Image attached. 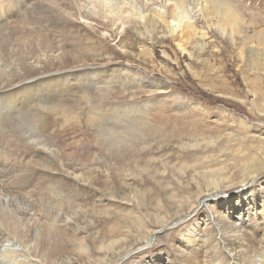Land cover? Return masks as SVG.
<instances>
[{
	"label": "rangeland",
	"instance_id": "374dc122",
	"mask_svg": "<svg viewBox=\"0 0 264 264\" xmlns=\"http://www.w3.org/2000/svg\"><path fill=\"white\" fill-rule=\"evenodd\" d=\"M98 1H79L80 10L85 14L80 23L97 25L103 42L99 47L107 50L111 59L100 68L109 70L112 75L106 74L87 91L98 92L100 89L104 97L106 92L109 93L112 102L120 101L133 107L101 114L85 109L87 104H84L83 108L74 109L70 114L72 119L67 120L53 119L52 115L47 117L42 111L44 117L37 122L36 133L30 131L35 136L32 141L23 140L17 134L9 143L8 139L6 143L0 141V171L6 170L8 164L18 170L12 176L18 181H13L12 187L10 185L0 193V264H48L51 255L47 258L43 248H37L40 236L52 232L54 226L63 229L75 222L69 217V210L77 205L76 196L81 199L84 211L77 214V226L84 227L79 237L83 235L85 238L75 244L68 242L65 250L69 252L67 258L73 260L81 256L79 260H83V264L84 259H93L94 264L99 261L105 264L106 260L109 264H179L181 252L200 247L204 252L208 251L209 256L212 250L203 239L211 233L209 227H216V221L208 209L202 213L195 210L197 223L191 219L192 214L188 216L192 215L190 218L176 217L177 220L169 221L168 218L188 200L195 199L196 194L204 192L209 186L207 183L214 181L222 188L216 192L217 197L223 200L226 196L229 204L234 206L237 201L234 198L239 193L243 195L242 202L254 209L255 219L259 218L264 201V172L260 171L264 168V49L259 47L263 45L264 48V34L261 33L264 31L261 25L264 0H218L230 7L242 25H246L247 31L243 32L248 44L242 47L239 35L235 39L238 43L233 39L230 41L219 28L217 18L205 14L207 3L216 5L217 0H100L110 6L109 10L100 6L98 9ZM118 8H121L119 14L122 16L115 14ZM172 9L175 17L180 15L174 21L168 17ZM154 13L167 16L168 23L177 28L174 33L183 24L190 25L191 44L184 50L179 48L177 41L172 42L164 23L157 27L158 42L153 41L156 36L145 24V19ZM122 18L141 23L137 36L127 33V24L122 25ZM252 22L255 26L250 24ZM65 38L69 41L62 35L61 39ZM125 45L127 48H122ZM256 46L258 51L254 48ZM145 48L150 53H143L140 58ZM143 76L167 88L149 92L151 88L142 80ZM89 117L98 122L88 125ZM29 121L31 124L27 119V123ZM149 125L155 130L151 131L144 147L153 142L150 141L152 136L157 143L160 141V145L158 150L145 155V163H142L147 167L145 172L126 157L115 160L116 164L113 159L97 156L101 151L97 146H102L109 155L115 149L137 150L142 137L138 133L144 131L145 134ZM120 139H130L131 142L124 144L128 147L119 148L116 143ZM41 142L59 152L57 163L61 167L64 168L69 161L77 168L78 188L74 196L65 193L58 178H46V173L49 174L46 169L54 170L57 165L54 155L47 158ZM32 144L35 147H31ZM33 148H39V153L35 155ZM39 156L43 158L38 160ZM19 159L23 162V171L18 167ZM112 163L116 165L111 166ZM91 168L94 170L85 172ZM254 172L257 175L262 173L255 179L250 176ZM244 176L248 178L246 183L239 184ZM126 177H130L129 184H124ZM233 183L236 185L229 186ZM189 188L192 189L188 191ZM206 214H209V222H205ZM15 217L21 225L18 232L14 231ZM163 219L169 222V226L166 224L168 227L164 231H153L151 237L144 239L146 227L159 228L155 222ZM259 233L263 234L261 228ZM59 241L56 236L50 243ZM81 241L90 250L84 257L77 251ZM54 258L64 261L62 257Z\"/></svg>",
	"mask_w": 264,
	"mask_h": 264
},
{
	"label": "bare ground",
	"instance_id": "6f19581e",
	"mask_svg": "<svg viewBox=\"0 0 264 264\" xmlns=\"http://www.w3.org/2000/svg\"><path fill=\"white\" fill-rule=\"evenodd\" d=\"M79 1L80 0H0V141L7 142L8 139L7 143H9L11 141V137L15 139V134H17L18 136H22L23 140L32 141V137L34 135H31V133H36V124H39L37 122H39V120L44 117L42 111H45L47 113V117L49 115H52L53 119H59L60 117L66 118L67 120L72 119L70 117V114L74 111V109L77 110L79 108H83L81 106L84 104H87L85 109L98 111L101 114L105 112H113L117 109L126 111L127 109H131L133 107L130 106V104L124 105L122 103H119L120 101H117V103L112 102V99H109L111 98L109 96V93L106 92L104 97V93L99 92L100 89L98 91L99 93L87 91L88 89L91 90V85L94 86L96 85V83H98L99 80H101L102 78L104 79L106 74L112 75L109 70L106 71V69L102 70V68H100L105 63H110L111 59L110 54L107 52V50L104 51L102 46L101 48L99 47L100 43L102 42V38L97 31V25H93L92 23L87 24L85 22L80 23V18H84L83 16L85 14H83V12H81L80 10ZM217 2L218 4L216 5L215 3L208 2L204 10L205 14L207 16H210L211 18L212 16H215L217 18L219 28L222 30L224 35L226 34L228 36L230 41L231 39L235 41V39L239 35L241 37L239 40V44L241 45V47L244 44H248L247 37L244 36L245 33L243 32L246 25H242L243 22L241 21V19L238 18L235 13H233L230 7L218 0ZM97 5L98 9L99 6L101 8H106L107 10L110 9L109 5L103 4V1L101 2L100 0L98 1ZM120 10L121 8H118V12L115 14H117L118 16L121 15L119 14ZM178 16L175 17L174 9L169 10L168 17L172 18L173 21L177 18H180ZM168 17L160 13H154L152 17H145V24H147V27L155 36L158 35V25L160 23L166 24L167 32L171 34L172 42L177 41L178 47L184 50L185 47L192 42V39L189 37L190 25H184L182 22L183 26L178 29L179 31L177 33H174L177 28L175 24L172 25L169 22L171 24L170 26L167 21ZM251 17H253V15ZM126 19L127 18H122V25L127 24V33H133V35L137 36L136 32H138L137 30L138 27L141 26V23H139V21H136L135 19ZM238 20L239 22H237ZM250 24H253L255 26V23L253 22ZM261 25L264 26V21L261 22ZM261 33L263 35L264 31H261ZM62 35L67 36V39H69V41H67L66 38L65 40L61 39ZM262 35H259L260 38ZM158 36L154 37L152 40L158 42ZM259 36L256 37L259 38ZM251 37L252 36H250V38ZM250 38L249 40H251ZM141 40L142 42L144 41V39ZM251 42L252 41H250V43ZM258 44H260V42H258ZM129 46L131 47V44ZM259 47L264 49L263 45ZM259 47L256 46L254 48H257L258 51ZM122 48H127V46L125 45V47ZM147 49L145 48L140 53V58L144 56L143 53H145V55L147 53H150V51H148ZM262 53L264 52L262 51ZM110 79L111 78H109V80ZM142 80L144 82H147L148 86L151 88L150 91L148 90L149 92H158L167 88L164 85L161 86L159 82H156L154 79L148 78L147 76H143ZM99 85H101V83ZM27 119L31 120V124L30 121L27 123ZM87 120H89L88 125H92L95 122H98L97 119L93 117L91 119L89 117L87 118ZM17 129L19 131H16ZM31 130L33 131L30 133ZM152 130H155V127L149 125L148 130L145 131V134L144 131L138 133V136L142 137H140V140L138 142V144H141V146H138L137 150H131L130 148L115 149V151L111 152L109 155L102 146H97L101 150L99 151L97 156L100 158L113 159V163H116L115 160H120L126 157L131 161L130 163H133L137 167H142V171L145 172L146 166L144 167L142 164L145 163V155L149 154L151 151L158 150L160 145V141H158L159 143H157V141H155V138H153L152 136L150 141L153 142H148V145L144 147L145 143L151 135ZM119 135L122 138V133H119ZM161 135L162 133H160V136ZM105 139L106 138H102V140ZM117 142L118 143H116V145H118L119 148H122L128 147L126 145L124 146V144H126L127 142H131V140L120 139L117 140ZM45 143H42L41 149H44L46 151L45 153L47 154V158H51V155H54V158H56L55 163L57 165L54 167V170L46 169L45 172L49 173H46V178H48L49 180H56L58 178V182L61 181L59 185H61V187L63 186V190L65 191V193L68 196H74L73 193L77 192L78 188V179L76 180V178H78L79 175L77 177L75 172L77 171V168L71 165L69 161H66L64 168L61 167V164L57 163L59 162V160L57 159V157H59V152L55 150L53 151L54 148L51 149L50 146H47ZM155 146H157V148H155ZM31 147H35L34 144H32ZM33 149L35 150V155L39 153V148ZM24 157L25 156H23V158ZM40 158L43 157L39 156L38 160ZM113 163L110 165L112 166ZM22 164L23 162L19 159L18 167L21 171H23V167L21 166ZM5 168L7 169L2 170V172L4 171V173L0 171V193L4 192L10 185L12 187V184L18 181L12 179V176H14V174L18 170H16L12 166V164H8L7 166H5ZM87 170L93 171L94 169H86L85 172ZM80 171L83 170L81 169ZM260 171L264 172V168H262ZM260 174L258 173V175ZM258 175L254 172L250 176L256 179ZM32 176L33 175H31V177ZM128 178L126 177L123 180L124 184H127L128 181H130V177ZM243 178L244 179L241 178L242 180L239 181V184L246 183L245 181L248 178H246L245 176ZM208 184V188H204L206 189L204 192H199L198 194H196L195 199L188 200L185 206L182 205L181 209L174 211L172 215L170 213L168 214L171 215L170 218H168V221L169 219L173 220L174 218V220H177L178 218L176 219V217H179V219L186 216V218H190L193 215L191 219H193V222L197 223L198 219L194 215L195 210H200V213H202L206 208L209 210V214L212 215L213 220L216 221V227H209L211 233L206 234V237L203 239V241L206 242L211 248L212 251H209L211 252V254H209L208 256V251L204 252L203 247L186 252L183 251L178 256V259L180 260L179 264H264V201L263 203H261V212L259 214V218L256 220L255 218L257 215L256 213H254V209H252V207H250L248 203L247 205L245 204V202H242L244 201L242 200L243 195L236 193L237 195L235 196L234 200L237 201L235 202L234 206H232L229 204L230 200L226 196L225 198L222 197V200L221 197L219 198L217 197V195H215L218 190L220 191L222 189L218 184L215 183V181L207 183V185ZM231 185L234 186L236 185V183L230 184L229 186ZM191 189L192 188H189L187 190L189 191ZM78 197L76 196L75 198V202L77 203V205H74L73 207H71V209L69 208V217H72L75 222L69 223V225H67V227L63 229H60L58 226H54L52 232H48L47 235L40 236L41 241L40 243L38 242L37 248H43L47 258L48 255H51V258L48 260V264H83L81 262L83 260H79V258L81 259V256L76 259L70 260L69 258H67L69 252L65 250L68 242H72L75 244L76 241L80 242V240L85 238L83 235L79 237V235L84 232V227L80 228L77 226L79 223V221H77L79 217L77 214L80 212H84L83 208L81 207V199ZM187 199H185L184 202H186ZM198 207L201 209H199ZM175 208H177L176 205ZM190 214L192 215L188 217ZM209 214H206L205 222H209ZM15 219L17 220L18 218L15 217ZM16 220H13L15 221L14 226L16 228L14 231L18 232V230H20L21 228V225L18 220ZM155 223L159 225V228L146 227V230L143 231L144 233L147 232L144 239L147 237H151L153 235V231H164L166 227L169 226V222L164 221V219L162 221L158 220ZM166 224H168V226ZM182 224L183 223L179 224L177 227L181 226ZM84 226L86 227V223H84ZM260 228L263 234L259 233ZM130 229L131 228H129L128 230L130 231ZM56 236L59 237L60 241L57 244L50 243L51 239L55 238ZM206 243L204 244L206 245ZM48 245L49 250L46 251ZM150 250H152V248ZM77 251L80 252L79 254H82V257L89 255L90 253L88 246L84 244L83 241H81ZM56 256L62 257L64 261L59 262L58 259L54 258ZM115 256L117 257V254ZM202 257L205 258V260H202ZM103 258H106V256H104ZM84 260H86L84 264H94L92 262L93 259L92 261L91 259ZM101 262L102 261L96 263L102 264ZM105 264H109V261L106 260Z\"/></svg>",
	"mask_w": 264,
	"mask_h": 264
}]
</instances>
